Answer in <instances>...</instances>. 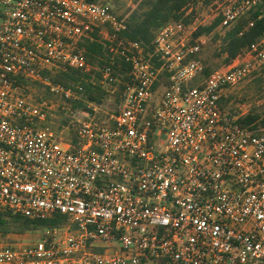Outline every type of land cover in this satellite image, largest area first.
Masks as SVG:
<instances>
[{
    "label": "built area",
    "instance_id": "1",
    "mask_svg": "<svg viewBox=\"0 0 264 264\" xmlns=\"http://www.w3.org/2000/svg\"><path fill=\"white\" fill-rule=\"evenodd\" d=\"M218 1L216 29L264 18V0ZM128 15L103 0H0V212L66 218L32 244L0 241V264H264V130L220 102L264 66V32L190 87L195 23L166 24L150 52L115 48ZM102 41L130 65L120 90L112 59L86 57ZM67 68L98 72L115 110H73L82 87L51 80ZM59 113L76 118L74 142L52 129Z\"/></svg>",
    "mask_w": 264,
    "mask_h": 264
},
{
    "label": "trees",
    "instance_id": "2",
    "mask_svg": "<svg viewBox=\"0 0 264 264\" xmlns=\"http://www.w3.org/2000/svg\"><path fill=\"white\" fill-rule=\"evenodd\" d=\"M96 1V0H90ZM200 1L207 5L214 0H141L133 11L118 13L114 4L112 5L114 13L119 16L129 13L126 20V29L117 34L116 38L111 42L115 48L118 39H126L129 41L140 42L145 52H150L152 41L159 29L170 22L184 21L187 23L189 17L184 18L185 10L192 2ZM258 11H253L246 17L240 18L232 25L224 34L222 54H226V63L233 61L238 55L243 54L244 50L258 39L264 32V18L257 19ZM219 23L216 19L210 26L199 28L194 37H198L203 33H208L214 29ZM252 23V26H249ZM98 42H85L83 46L86 50V57L90 63L103 68L110 59L113 60L112 72L114 77L119 79L117 90L122 88V83L127 81L130 71V65L124 58L117 53L108 50L109 43H105V47ZM96 60V62H95ZM206 76L208 73L203 71ZM100 74L96 71L89 70L88 73H81L76 69L67 68L65 71H59L51 76L53 83L60 84L65 89H77L82 87L79 99L70 103L71 108L78 110H87L88 103L99 104L105 94H108L107 88L100 82ZM257 82L264 84V70H262ZM221 102V99H220ZM243 125H251L256 123L258 126H264V118L259 119L257 114L248 113L240 119ZM256 126V125H255ZM256 126V127H258ZM72 132V131H71ZM72 142L75 140V133L72 132ZM66 218L60 215H54L50 218L32 220L29 218L13 215L8 211L0 212V238L9 234H22L26 232H34L42 229L58 227L65 224Z\"/></svg>",
    "mask_w": 264,
    "mask_h": 264
},
{
    "label": "rangeland",
    "instance_id": "3",
    "mask_svg": "<svg viewBox=\"0 0 264 264\" xmlns=\"http://www.w3.org/2000/svg\"><path fill=\"white\" fill-rule=\"evenodd\" d=\"M103 1L112 2L111 4L115 5L117 9L116 11L118 13H123L127 11H133L141 0ZM218 4V0H214L207 5L203 4L200 1L192 2L185 10L184 18L188 16L189 19L187 23H195L196 31L199 28L208 27L217 19L216 15L218 13ZM226 31L227 30L216 29L215 27L210 32L199 35L205 37V43L198 57L203 65V71L208 73V75H210L215 70L225 68L232 62L231 61L229 63H226L225 61L227 55L221 53V49L224 45L223 37ZM262 70H264V66L248 76L238 86L224 91L221 97L222 107L231 112L243 115L242 117H244L248 113H253L257 114L259 116V119L264 118V84L257 82V79L258 77H260ZM207 77L208 76H206L203 72L201 76L197 77L193 82L189 83L188 86L196 87L200 85ZM115 96L116 93L105 94L99 104L96 105L88 103L86 105V109H89L88 105H93L94 107H98V110H101L104 115L105 113H111L113 110H115ZM84 117L85 116L79 115L77 119L81 120ZM75 119L76 118L69 117L65 113H59L53 120L51 127L63 142H67L71 139L72 132L77 125ZM254 125L258 126L256 123H254ZM258 128L264 130V126H258ZM42 232V229H40L34 232H26L22 234H9L3 238H0V241L7 245H29L36 242L40 238Z\"/></svg>",
    "mask_w": 264,
    "mask_h": 264
}]
</instances>
